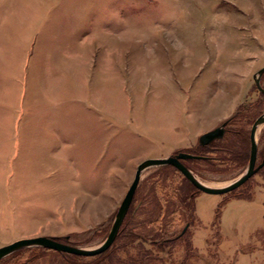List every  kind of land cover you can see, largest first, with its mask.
Instances as JSON below:
<instances>
[{"label":"rangeland","instance_id":"rangeland-1","mask_svg":"<svg viewBox=\"0 0 264 264\" xmlns=\"http://www.w3.org/2000/svg\"><path fill=\"white\" fill-rule=\"evenodd\" d=\"M262 17L264 0H0V248L42 236L98 248L138 164L200 159L199 137L225 123L250 141L264 115ZM255 136L259 166L264 124ZM200 167L211 188L247 169ZM262 169L224 195L194 186V209L177 169L145 168L105 264H264ZM9 260L77 264L38 246Z\"/></svg>","mask_w":264,"mask_h":264},{"label":"water","instance_id":"water-1","mask_svg":"<svg viewBox=\"0 0 264 264\" xmlns=\"http://www.w3.org/2000/svg\"><path fill=\"white\" fill-rule=\"evenodd\" d=\"M264 73V67L259 71V74L256 78V85L260 92L264 94V89L261 85V78ZM226 124V123H225ZM225 124L202 135L199 137L200 144L202 146H206L211 144L213 141L217 139H221L225 135ZM264 124V115L260 116L252 125L251 132H250V140H251V151H250V161L248 164V167L246 169V172L243 173V175L238 178L236 181L231 183L230 185L222 188H211L204 183H202L196 176H194V173L187 168L185 164H183L186 160L195 159L196 157L192 154L187 153H179L175 156H171L167 159H149L146 160L137 166L135 177L133 178V182L129 189L127 190V194L120 203V207L118 210L117 215L115 216V223L113 225V228H111V232L109 233L106 240H104V243L100 245L98 248L95 249H83L76 246H72L69 244H65L61 241H58L55 238H49V237H36V238H30V239H22L18 240L12 244H9L7 246L0 248V260L3 258L11 255L12 253L29 247H43L47 249H51L62 252V253H68L78 256H84V257H93L100 255L107 251L116 240L117 236L119 235L120 228L123 224V221L128 214V211L131 207V202L134 200L135 193L140 184L141 176L143 173V170L145 168H151V167H161V166H167L171 165L175 167L179 172L182 173V175L190 182L193 186H195L199 191L210 194V195H224L229 192H232L236 189H238L239 186L243 185L245 182H247L252 176L255 175L261 168L264 166V162L260 164L259 166H256L257 163V155H258V145H257V139L256 136L258 129L261 125Z\"/></svg>","mask_w":264,"mask_h":264},{"label":"trees","instance_id":"trees-1","mask_svg":"<svg viewBox=\"0 0 264 264\" xmlns=\"http://www.w3.org/2000/svg\"><path fill=\"white\" fill-rule=\"evenodd\" d=\"M262 96L264 97V94H262ZM251 116L252 115H247V117H251ZM250 144H251V140L249 141L248 135H246V132L243 129L236 131H231L226 129L224 137L213 141L209 145L206 146L201 145L200 148H198L197 154H200L201 156L200 159L188 160V161L186 160L183 164H185L187 168H189V170H191L192 172L200 171V169L202 170L200 164L207 165L208 168L210 169L209 171H213V172L217 171L221 173H227L232 170L247 168L250 161V150H251L249 149ZM261 159L264 162V148L261 150ZM164 167H170L177 172V170L171 166H164ZM262 170H264V167ZM176 193H180L183 196L180 201L183 203L184 206L189 208L193 207L194 209H196L193 200L196 199L195 195L198 193V190L190 182L188 183V181L185 179L181 187L177 188ZM251 197L252 195H247L245 197L244 195H242V198L244 199H251ZM154 199H156V197ZM155 201L153 200V203H155L156 205L157 201L156 202ZM157 203L161 207L162 205L161 201ZM192 203L194 204V206ZM158 204L157 207L159 206ZM160 207H159V211H161ZM132 211L134 212V207H131V212ZM219 216L220 213L218 212L217 219H219ZM122 232L123 229L121 228L120 235L122 234ZM187 232H188L187 229L185 231L183 230L182 233L177 238H175V241L177 239L186 236ZM170 242H174V241H169V242L163 241L162 244H166ZM59 253L62 254L64 258L67 257L68 260L71 259V261L77 264L78 263L81 264V262L79 261L81 259H85L83 256H78L73 254L70 255L62 252ZM104 255H106L105 252L100 255L93 256L90 259H92L91 261L93 262V264H105L107 258H103ZM12 260L18 261L15 259ZM12 260H9L8 262H2V263L0 262V264H8ZM10 264H14V263L11 262Z\"/></svg>","mask_w":264,"mask_h":264},{"label":"crops","instance_id":"crops-1","mask_svg":"<svg viewBox=\"0 0 264 264\" xmlns=\"http://www.w3.org/2000/svg\"><path fill=\"white\" fill-rule=\"evenodd\" d=\"M248 10H249V12L252 11V13L255 14L254 16H255L256 18H258L257 13H255V12L259 11L258 5H254V3H253V4L251 5V7H249ZM253 14H252V15H253ZM262 18H264V17H262ZM73 74L76 76V71L73 72ZM69 75H70V74H69ZM71 75H72V71H71ZM54 97H56V96H54Z\"/></svg>","mask_w":264,"mask_h":264}]
</instances>
